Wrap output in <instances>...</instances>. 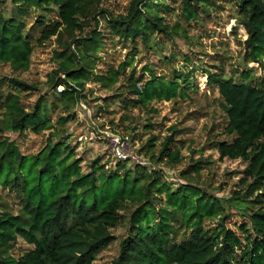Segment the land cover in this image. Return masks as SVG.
Instances as JSON below:
<instances>
[{"label": "trees", "instance_id": "obj_1", "mask_svg": "<svg viewBox=\"0 0 264 264\" xmlns=\"http://www.w3.org/2000/svg\"><path fill=\"white\" fill-rule=\"evenodd\" d=\"M6 0H0L5 2ZM10 15L0 11V63L14 70H27L32 53L31 39L24 31L20 18L29 9L39 12L35 24L40 39L56 36L63 51L56 54V69L51 73L52 90L62 87L60 102L70 111L80 100V92L92 73L90 57L101 44L100 32L79 36L91 20L103 16L111 33L121 40L143 45L154 43L159 33L169 38L180 32L169 30L163 23L160 10L165 0H131L126 15L108 17L100 9L101 0H9ZM178 1L182 16L189 22L206 7L205 0ZM166 7V5H165ZM238 23L245 30L244 57L248 63L263 65L264 60V0H235ZM54 13L51 21L47 14ZM66 40L61 41V37ZM132 63L125 62V70ZM122 71V70H120ZM149 78L140 81L130 77L132 92L137 95L135 105L150 101L168 100L178 95L177 79L188 83V73L172 71L171 80L156 76L151 69ZM253 68H246L241 78L205 71L206 82L216 88L223 101L227 117L225 131L233 135L230 141L216 144L220 159L242 160L243 174L255 190L264 186V77L254 76ZM119 71H113L102 82L114 83ZM104 79V80H103ZM108 87V86H107ZM9 90L1 94L0 130L24 133L51 128L53 131L44 148L36 155H23L7 140L0 141V187L16 193L20 209L16 214H0V264H92L96 252L111 236L109 229L122 222L120 210L125 203L136 204L127 221L128 229L119 242L118 255L111 264H264V190L246 200L240 193L220 203L193 187L179 186L172 190L159 180L157 173L147 167L136 166L131 171L126 161L109 160L115 169L104 171L105 164L92 161L82 171L68 145V135L48 119V108L39 99L31 110L21 103V94L37 90L19 80H8ZM183 93V92H182ZM64 119L59 118L62 125ZM171 136L160 144L155 162L168 158L179 162L178 150H171ZM155 139L148 142L151 148ZM254 193V190L253 192ZM164 196L163 206L155 208L152 199ZM232 208L234 213H227ZM249 205V207H248ZM177 217L183 232L170 221ZM215 218L212 228H203L205 218ZM20 237L32 248L17 258L8 254L10 241Z\"/></svg>", "mask_w": 264, "mask_h": 264}, {"label": "rangeland", "instance_id": "obj_2", "mask_svg": "<svg viewBox=\"0 0 264 264\" xmlns=\"http://www.w3.org/2000/svg\"><path fill=\"white\" fill-rule=\"evenodd\" d=\"M131 0H101L100 9L107 12L108 17L126 15ZM206 7L200 8L196 20L187 21L181 14L178 1L165 0L162 6H157L163 23L169 30L181 34L169 38L156 33L154 43L143 45L142 42L121 40L113 35L100 14L97 20H91L79 36L89 35L92 30L100 32L101 44L95 55L90 57V67L96 77H90L80 92V100L66 111L60 102V91L52 90L51 73L56 69V54L63 48L56 36L46 40L40 39V30L35 24L36 8H31L20 16L24 21V31L31 39L32 53L27 70H14L9 64L0 63V100L1 94L7 92L8 80H19L37 87V90L21 94V103L31 110L37 101L43 98L48 108V119L62 133L69 136L68 145L73 149L76 159H80L82 171L89 169L92 161L99 160L105 164L104 171H113L115 167L109 164L113 160V140H122L124 152L128 155L126 167L132 170L136 166L147 167L157 173L159 180L165 182L172 190L187 185L205 194L210 201H223L234 193H240L246 200L252 199L259 190L249 187L243 171L246 163L242 160L220 159L216 144L220 141H230L233 135L225 131L227 117L223 110V101L213 86L206 82L205 71L211 73L241 78V72L253 68L254 76L264 77L263 65L248 63L244 57L243 41L246 33L236 17L235 0H205ZM166 5V7H165ZM12 4L9 0L0 2V11L10 15ZM48 18L56 20L54 13H47ZM103 16V17H102ZM67 37H61V41ZM132 63L125 70V62ZM151 69L156 76L166 80L173 77L172 71L188 73L187 84L177 79L181 95L168 100L150 101L147 105H135L137 95L132 92L130 77L140 81V87L149 78ZM119 71L114 83L102 82L98 76L105 79L113 71ZM122 70V71H120ZM103 79V80H104ZM108 86V87H107ZM0 107V118L1 114ZM64 119L62 125L58 119ZM176 133L173 137L171 150L179 152V162H170L164 158L161 162L151 159L159 157L160 144L171 136L170 128ZM51 128L38 132L28 130L24 133L0 130V141L7 140L15 144L25 155H36L47 143L52 133ZM155 139L153 146L148 142ZM254 190V193H252ZM152 204L155 208L163 206L164 196L155 194ZM136 204L125 203L119 211L122 222L109 229L111 239L100 248L92 260V264H111L118 255L119 242L125 237L128 229L127 221ZM249 207V205H248ZM20 209L18 195L0 187V214L9 212L16 214ZM227 213H234L232 208H226ZM178 230V238L184 231L179 227L180 221L173 217L170 221ZM215 218H205L203 228H212ZM8 254L17 258L32 247L20 237L10 241Z\"/></svg>", "mask_w": 264, "mask_h": 264}, {"label": "built area", "instance_id": "obj_3", "mask_svg": "<svg viewBox=\"0 0 264 264\" xmlns=\"http://www.w3.org/2000/svg\"><path fill=\"white\" fill-rule=\"evenodd\" d=\"M113 144H112V154L114 159L117 161H126L128 158V155L124 152V144L125 142H123L122 140H113Z\"/></svg>", "mask_w": 264, "mask_h": 264}]
</instances>
